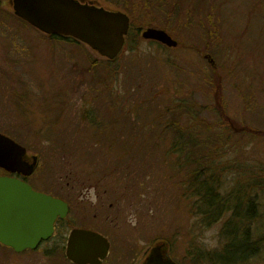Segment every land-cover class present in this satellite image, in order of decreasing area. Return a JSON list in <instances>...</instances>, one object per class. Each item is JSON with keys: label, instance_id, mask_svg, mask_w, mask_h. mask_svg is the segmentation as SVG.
<instances>
[{"label": "rangeland", "instance_id": "374dc122", "mask_svg": "<svg viewBox=\"0 0 264 264\" xmlns=\"http://www.w3.org/2000/svg\"><path fill=\"white\" fill-rule=\"evenodd\" d=\"M94 1L125 14L124 7L148 5L154 23L141 21L142 30L163 29L181 45L167 48L143 40L141 30L115 62L105 64L83 44L48 39L20 25L0 5V133L37 157L40 164L32 181L37 187L54 192L64 187L72 200L76 198L72 192L84 193L83 201L73 200L86 206L77 209L78 214H86L95 227L110 223L113 260L124 246L139 249L167 240L172 241L176 260L186 264L191 251L194 264L199 252L222 248L219 233L228 214L209 227L199 225L190 206L193 199L178 197L184 173L169 167L176 156L161 163L163 152L173 144L170 135L159 139L144 127L157 109L190 93L194 102L206 106L200 114L205 120L218 121V102L231 120L264 134V0L226 1L209 49L195 17L182 30L172 21L167 27L159 25L169 0L159 6H150L154 0ZM94 60L100 61L97 70L89 71ZM124 112L129 118L124 116L119 123L117 114ZM113 117L116 126L108 122ZM131 145H135L131 156L124 155V148ZM221 152V163L232 166L221 177L225 192L238 178L245 184L250 172L264 170L263 136L231 133ZM238 192L232 193L228 206L238 203L242 197ZM249 195L257 204L252 227L258 238L264 237V189L253 188ZM0 264L71 263L59 256L47 261L39 254L15 253L0 245Z\"/></svg>", "mask_w": 264, "mask_h": 264}, {"label": "trees", "instance_id": "16d2710c", "mask_svg": "<svg viewBox=\"0 0 264 264\" xmlns=\"http://www.w3.org/2000/svg\"><path fill=\"white\" fill-rule=\"evenodd\" d=\"M0 1V5L7 9L6 12H9L8 15L12 19L19 22L20 25H28L13 16L8 0ZM146 1L148 0H144L145 3ZM163 1L154 0L150 6L153 4L159 6ZM226 1L228 0H194L191 3L190 0H169V4H166L164 19L159 25L167 27V25H170L169 21H172L182 30L186 29L190 25L192 17H195L203 26V32L207 40L204 47L209 49V45L213 43L214 37L218 34L220 25L218 17L220 9ZM147 6L145 4L134 5L132 10H128L127 7L123 8L130 19L124 47L128 48L131 43L138 40L139 32L142 30L141 21L154 23V19L151 18L153 11ZM254 11L255 9L251 11L252 14ZM46 38L81 44L69 37L47 35ZM179 45H181L180 41L177 42V46ZM205 49L203 50L205 51ZM118 57L119 55L113 60L105 59L104 63L115 62ZM99 62L96 60L91 61L88 65L89 71L97 70ZM84 70L85 72L88 71ZM84 70L83 74L85 73ZM214 85H216L214 89L219 87L218 82H215ZM107 89L109 90V88ZM219 95L216 96L217 101L220 100ZM216 106L217 111L215 113L218 121L211 123L200 116L206 106L194 102L191 94L188 93L186 98L170 101L168 106H164L163 110L157 109L156 115L147 121V127H144V129L145 131L152 130V133L158 135L156 137L163 140L165 136L170 135L173 144L163 152L161 163L168 161L167 158L170 155L176 156V160L170 162L169 167L174 173H184V179L179 182L181 183V192L178 197L193 199L190 206H193L195 214L199 217V225L204 224L209 227L221 221L224 215L228 214L221 225L219 233L223 240L222 248L213 252L197 251L199 253L194 258V264H264V237L258 238L254 232V227H252L256 222L257 204L252 203L248 198L253 188L264 189V170L250 172L248 174L250 181L245 184L241 183L242 178H238L237 184L229 192L223 190L221 179L223 173L232 168L230 165L226 166L225 163H221V150L226 145L229 135L240 133L264 137V134L250 126L231 120L220 103L217 102ZM151 107L149 106L147 110H150ZM127 114L126 112L117 114V116L119 115V123H121V118L124 116L129 118ZM115 117L108 121L113 126H116ZM98 121L102 122V120ZM103 126L106 128L105 125ZM138 133L141 134L140 131ZM136 139L137 137L134 138V141ZM131 140L133 139L131 138ZM133 146L135 145L124 148L126 151L123 154L130 157L129 152L132 153ZM239 187L240 192L237 190ZM235 191L242 197L238 199L235 206H228L232 193ZM239 194L237 195L240 196Z\"/></svg>", "mask_w": 264, "mask_h": 264}, {"label": "water", "instance_id": "95a60500", "mask_svg": "<svg viewBox=\"0 0 264 264\" xmlns=\"http://www.w3.org/2000/svg\"><path fill=\"white\" fill-rule=\"evenodd\" d=\"M8 3L14 16L38 32L72 38L106 60L115 59L124 49L130 19L122 11L94 0H8ZM141 38L167 48L177 46L166 31L153 26L142 30ZM36 160V156L28 160L23 146L0 133L1 169L30 175ZM66 209L64 202L37 193L15 178L0 176V244L17 253L35 249L40 241L51 236L55 218L63 217ZM76 236L100 242L103 251L108 249L106 239L97 233L74 230L66 256L76 264L81 263L70 248ZM144 264L176 263L170 259L165 243L159 242L150 249Z\"/></svg>", "mask_w": 264, "mask_h": 264}, {"label": "flooded vegetation", "instance_id": "af4514ba", "mask_svg": "<svg viewBox=\"0 0 264 264\" xmlns=\"http://www.w3.org/2000/svg\"><path fill=\"white\" fill-rule=\"evenodd\" d=\"M32 156L35 155H29L26 153L28 160H30ZM39 164V160L37 159L35 168L30 175H23L17 172L10 173L0 168V176L15 178L29 185L30 188L37 193L49 195L58 199L66 204L67 209L63 217L57 216L55 218L53 222L52 234L47 240L40 241L35 249H26L18 253L39 254L47 261H51V258L59 256L62 260H66L71 264H76L67 258L66 252L72 231L80 230L97 233L108 242V249L106 251L104 249L103 251V245L100 242L85 239L83 236H76L75 240L71 242L70 248L71 250L73 249L72 253H74V256L77 257L81 264H144L150 249L159 242L165 243L168 255L174 263L182 264L180 261L176 260L172 253V241L170 242L167 240H154L150 242L147 247L139 249H136L133 246H124L125 251H122L121 253L117 252L113 260L114 244L112 242L113 240L109 237V232H112L113 227H111L110 223H108L105 227H95L93 224L89 223V218L86 214H78L77 209L86 210V206H77L73 200L78 198L80 201H83L85 199V195L82 191L72 192L76 194V198L72 200L71 193L64 189V187H60L58 192L49 190L48 187H37L32 181L38 173L37 169ZM70 188L72 191L74 190V186H71ZM93 217H95V215H93ZM106 221L107 219H105V222ZM6 248L12 250L9 247ZM99 254L101 255L100 257ZM186 264H193V255L191 251H188L186 254Z\"/></svg>", "mask_w": 264, "mask_h": 264}]
</instances>
